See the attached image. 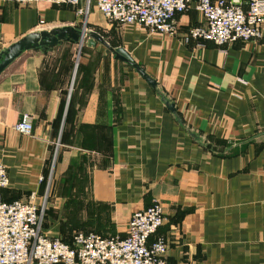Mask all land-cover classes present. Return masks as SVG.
Listing matches in <instances>:
<instances>
[{
    "label": "crops",
    "instance_id": "obj_1",
    "mask_svg": "<svg viewBox=\"0 0 264 264\" xmlns=\"http://www.w3.org/2000/svg\"><path fill=\"white\" fill-rule=\"evenodd\" d=\"M194 3L177 15L175 34L161 35L107 19L96 0L79 1L86 15L0 0V53L31 32L93 30L157 81L188 128L133 67L87 36L81 48L62 40L24 50L0 72V162L9 178L1 199L41 194L54 166V199L70 192L79 216L90 213L82 200L107 208L116 236L134 211L161 202L157 234L171 263L264 264V24L259 39L185 42L204 21ZM23 115L29 134L14 128Z\"/></svg>",
    "mask_w": 264,
    "mask_h": 264
},
{
    "label": "built area",
    "instance_id": "obj_2",
    "mask_svg": "<svg viewBox=\"0 0 264 264\" xmlns=\"http://www.w3.org/2000/svg\"><path fill=\"white\" fill-rule=\"evenodd\" d=\"M17 4L50 2L67 4L77 13L80 0H9ZM191 0H96V8L117 24H136L152 33L173 35L176 17L185 12ZM194 8L204 21L190 27L183 41L203 40L216 45L249 41L262 36L264 0H195ZM14 128L29 134L32 123L23 115ZM9 185L5 165L0 162V187ZM32 191L25 200L0 198V264H186L171 263L165 255L166 239L157 234L164 221L163 205L152 201L134 211L124 236L77 231L68 241L41 231L42 202Z\"/></svg>",
    "mask_w": 264,
    "mask_h": 264
},
{
    "label": "rangeland",
    "instance_id": "obj_3",
    "mask_svg": "<svg viewBox=\"0 0 264 264\" xmlns=\"http://www.w3.org/2000/svg\"><path fill=\"white\" fill-rule=\"evenodd\" d=\"M55 167H49L48 180L44 179L42 193L38 196V202H42L43 215L41 218V231L51 237L69 239L77 231H96L107 235H120L116 230L117 223L108 216L107 208L96 210V205L89 200H80L79 204L85 208L88 214L77 215V201L71 198L70 192H63L65 199H54ZM43 180V179H42ZM84 194V193H82ZM59 206V207H58ZM101 214L94 215L95 212Z\"/></svg>",
    "mask_w": 264,
    "mask_h": 264
},
{
    "label": "water",
    "instance_id": "obj_4",
    "mask_svg": "<svg viewBox=\"0 0 264 264\" xmlns=\"http://www.w3.org/2000/svg\"><path fill=\"white\" fill-rule=\"evenodd\" d=\"M86 36L89 37V44L95 45L96 42L103 44L115 58L122 60L129 66L133 67L135 71H137L147 83L160 94L165 106L169 111L175 114L178 121L188 129L184 125L182 119L178 116L174 101L162 93V88L159 87L155 79L150 77L140 65L134 62L133 58L122 47H111L99 33L93 30H88L85 27L80 29L73 26L55 27L50 30L36 31L25 35L0 53V72L24 50L39 48L43 51H47L51 47L58 45L62 40L74 41L79 44V47L81 48L84 37ZM190 134L194 136L193 133Z\"/></svg>",
    "mask_w": 264,
    "mask_h": 264
},
{
    "label": "trees",
    "instance_id": "obj_5",
    "mask_svg": "<svg viewBox=\"0 0 264 264\" xmlns=\"http://www.w3.org/2000/svg\"><path fill=\"white\" fill-rule=\"evenodd\" d=\"M96 232V231H95ZM97 233H99V232H97ZM100 234H102V235H107V234H103V233H100ZM63 239V238H62ZM63 240H65V241H68L69 239H63Z\"/></svg>",
    "mask_w": 264,
    "mask_h": 264
}]
</instances>
